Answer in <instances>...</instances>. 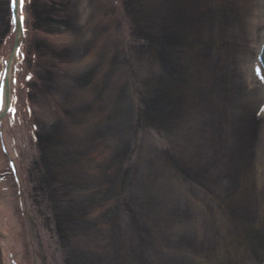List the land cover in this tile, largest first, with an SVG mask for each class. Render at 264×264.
<instances>
[{
    "label": "rangeland",
    "instance_id": "1",
    "mask_svg": "<svg viewBox=\"0 0 264 264\" xmlns=\"http://www.w3.org/2000/svg\"><path fill=\"white\" fill-rule=\"evenodd\" d=\"M230 1L151 0L144 10L136 0H35V7L27 6L23 49L29 56L30 41L37 40L38 50L37 65L26 61L25 67L34 73L33 113L28 117L20 105L23 131L13 134L23 148L14 157L19 180L7 167L4 176L0 171L15 205L23 196L33 226L23 233L35 245L25 244L27 261L36 255L46 264H67L59 222L79 234L72 240L80 259L73 260L83 264H218L231 251L221 252V239L232 236L240 245L231 254H245L240 263L264 264V114L254 155L249 147L240 154L264 100L260 78L251 73L264 25L258 0ZM33 8L45 21L39 29ZM181 10L198 15L182 31L169 30L176 20L170 17ZM9 15L8 0H0V59L11 44ZM125 29L129 43L122 42ZM159 59L177 69L158 70ZM19 90L23 101L20 84ZM49 98L58 109L49 107ZM241 155L247 161L239 164ZM229 167L238 184L226 174ZM214 194L218 201L211 204ZM223 194L242 215L239 236L205 233L207 221L221 216L218 205L228 207ZM143 221L159 227L152 232ZM87 238L99 245L93 249ZM46 247L54 249L48 260ZM8 249L0 246V264Z\"/></svg>",
    "mask_w": 264,
    "mask_h": 264
},
{
    "label": "bare ground",
    "instance_id": "2",
    "mask_svg": "<svg viewBox=\"0 0 264 264\" xmlns=\"http://www.w3.org/2000/svg\"><path fill=\"white\" fill-rule=\"evenodd\" d=\"M160 1L161 0H157L158 3H160ZM136 2L138 3V6H140V8L141 9L143 8V10H144V8L147 5H149L151 0H136ZM258 2H259V5H260V9L262 10V14H261L260 19H261L262 25H264V0H258ZM14 3H15V5H12L11 12L14 13V15H15L16 22H15L14 26L17 27V29H16V32L13 34V36H11V40H10L11 44L8 47H6L8 53H6L7 55L4 57V59H6V61H9V67L7 68L5 66V64H4V70H3L2 75L0 76V80L3 81V90L2 91H4V99H3L4 101H1V104H0V109L2 111L0 113V121L3 124V126H2V124L0 125V139L3 140L2 143L0 142V171H1V173H3V175H4V172L6 170L5 167H7L8 170H11L10 166H11L12 163H9L8 161L10 159H13L14 157H17L19 155V153L23 150L22 147H20V149L17 148V146H18L17 145V143H18L17 141L18 140L15 139V137L13 135V134H16V132L18 130L19 131H23V129H20L19 125H17V124H21V123L17 122L15 124L13 122L15 120L11 119L10 117H7V116H11L13 114L15 115L16 112H17V114H20L19 113V109L17 108L16 105H14V100L12 99V96H11V89L13 87V84H12V81H10V80L12 78V74L14 75V71L13 70H14L15 66L17 65V63H18V61H17L18 57L16 56L15 48H17L18 44H21L22 36L23 35H24V37L26 36V32L23 31V26L18 21L20 18L22 19V13L19 12L20 2H19V0H14ZM229 3H232V1L229 0ZM117 4H119V3L117 2ZM186 13H188L190 15L189 16L190 19L189 18L187 19L188 16L185 15ZM132 14H133V10L131 12L130 19L132 18ZM168 15L171 16L170 13ZM194 15L197 16L198 14L193 13V12H183V10H181L174 17L173 16L170 17L171 21H173V19H176V20L174 21V23H173L174 25L173 26L167 25V28H169V30H171L172 27L173 28H177L176 30H178L180 32V31H182L181 27H183L185 29L184 25L188 24V23L190 24L191 23L190 22L191 19H195ZM169 23L170 22H168L167 24H169ZM112 27H113V25H112ZM128 30H130V29H128ZM262 30H263L262 34L260 33L257 36L258 40H257V42L255 44V53H256V55H255V59H254V61L252 63V68L253 69H252L251 73H252V75H255V77L260 78L258 83H259V85L261 87H263L262 92L264 93V27L262 28ZM110 31H111V27H110L109 33H110ZM173 31L175 33H177L174 29H173ZM126 35H127V29H125V34L122 35V36H124V39H122L123 43H129V41H130V39H128V37ZM116 36H118L117 33H116ZM234 39H236V38H234ZM233 44H239V43L238 42L236 43V41H234ZM251 45H252V43H251ZM172 56H173V60L175 62L177 60V58H178V54L175 53ZM170 61L171 60H169V59H167V60L165 59V62H168V63H165V62L163 63L161 59L157 60L156 63L158 64L157 65V68H159L158 70L162 71V70L167 68V69H171V71L174 72L177 68L174 67V70H172L173 64ZM2 67H3V63H2V60H1L0 61V69ZM202 67H203L202 69L205 70L204 64H202ZM80 71H82V70L75 71L76 73L77 72L79 73L77 76H79L82 73ZM137 75H139V74H137ZM195 78H196V76H195ZM2 81H0V83ZM92 83H93V80H92ZM139 88L140 87H136V89H139ZM100 92H101V90H100ZM0 93H1V91H0ZM1 106H2V108H1ZM13 106L15 107L16 112H15V109H13L14 111H13V114H12L11 112L9 113L8 111ZM28 113H29V109H27L26 115ZM263 114H264V100H263L262 103L259 104V106L257 107V111L254 114L255 117H256V121H255L254 127L256 126L258 128V129H255V130L258 131L259 133L263 129L262 128L263 127L262 126V124H263V119H262L263 118ZM7 118H10V121H8L9 119H7ZM11 120H12V122H11ZM24 120H25L24 118H21V122H23ZM235 120L237 121V118H235ZM9 124L10 125L13 124L12 126H13L14 129H11ZM239 125H240V123H239ZM146 127H147V123H146ZM241 127L244 130L246 129V131H248L247 129H249V127L247 126L246 122L242 123ZM32 132L33 131H31V133ZM7 135H8V137H7ZM11 136L14 139H10ZM250 136H253V132H250ZM250 136H248V137H250ZM250 139H252V138L250 137ZM38 145L40 146L41 142L38 143ZM250 145H251V147L249 146V148H248L249 150L248 151H249V154L251 153V155L253 156L254 152H252V151H254V147L252 146V143H250ZM2 146L5 147L6 153H4L3 150L1 149ZM141 146H143V149L145 148L144 145H141ZM240 147H241L240 151H242V152H240V154L244 155V150L248 146L241 145ZM220 154L222 156H224V157H228V156H226L225 152H223V153L221 152ZM223 159H225V158H223ZM239 159H240L239 162H238L239 164H241L242 162H246L247 161V157L245 158V156L244 157L242 156V159H241V157ZM5 161H6V164H5ZM41 162L44 163V160L41 161ZM15 163H16L17 171L18 172H22L20 170L19 162H18L17 159L15 160ZM228 164H229L228 166H230V164L231 165H235L234 168H235V171H237V174L241 173L240 169L238 167H236L237 163L234 164L230 157H228ZM3 168H5V169H3ZM43 169H44V167H43ZM230 169L231 168L229 167L226 170V174L227 175L229 174L228 176L230 177L229 179L232 181V183L234 182V183L238 184L239 181H236V179H234V177L231 174L232 171H230ZM238 172H240V173H238ZM11 173L14 174L13 172H11ZM40 178L37 179L36 182L37 181H41ZM5 185H7V184H5ZM5 185H3L2 182L0 183V198H1L0 199V233L2 234V238H0V243H1L0 246H2V247L4 246V249H7L8 247L12 248V249H9V252H6V254L4 255L5 256V260H6L5 261L6 264H46L44 262V260L42 258H40V257H43L46 260L45 256H40V257L38 256V258H37V256L35 255V256H33L32 259L30 258V260L27 261V259H28L27 256L28 255L24 252L25 251L24 247H26V245H28V248H29V247H34L35 245L32 244V246H30L29 243L31 241L29 240L28 242H26L27 241V240L25 241V236L26 235H23V233L27 232L28 228L31 231L33 226H30L28 224L30 216L27 213V211H25L26 206H25V202L23 203V201H24V199L22 198L23 196L22 195L19 196L20 197V200H19L20 208H17L16 206H18V204L15 205L14 202H13V199L8 196V190L7 191L4 190L5 188L3 186H5ZM19 185H20V183H19ZM21 185H22V183H21ZM114 189L117 190V187L115 186ZM120 189H121V187H120ZM132 189H133L134 192H136L135 188H132ZM12 191L13 190L10 189V193H12ZM233 193H234V195H236V194L238 195V192L236 190H233ZM40 195H41V190L39 188V190L36 191L35 196L37 198H41ZM222 196H224V199H227L226 203L228 202L227 203L228 207H222V206L218 205L220 207L219 213L221 212V216H220V218L218 217V219L217 218H215V219L212 218L213 220L210 219V221L209 220L207 221V223L204 225L205 226V228H204L205 233L206 234H209V233L211 234L213 230H216V231H218V234H220V232H222L221 235H225L223 233L230 234V232H232L234 234L236 233L235 236H239L240 234L238 233L237 230L240 229V227H242L243 224H242V221H241L242 220V215H240V213L237 210L238 205H236L235 200H233L232 198L226 196L225 194H223ZM210 202H211V204H213V200L210 201ZM216 208L217 207H215V209ZM196 210H197V208L195 209V211ZM185 214H186L187 217H190V219H191V215L193 214V212L192 211L190 212V211L187 210ZM201 215L202 216H207L204 212L201 213ZM222 217H225V218H222ZM205 220H206V218H205ZM202 222L204 223V218H202ZM39 224H40V222H39ZM155 224L156 223H154V222L153 223H149V222L143 221V223L140 224V225L147 226V227H149L151 229L152 232H154V230L159 227L158 225H155ZM39 226H41V225H39ZM55 226H56V229H57V234L59 236L57 238V241H58L60 246L65 251V255H63L64 262H66L69 257H70L69 260H73V258L77 259V260L80 259L79 256H78V254H80V253L76 252V250L73 248L76 245V243H75L76 241L73 242L74 240H72V236H73L74 238L75 237L77 238V241H79V238L77 237L79 234L78 233H76V234L73 233L72 234V232H71L72 230L71 229L69 230L68 228H66L64 230L62 228V224H60L59 222H56ZM223 229H225V232L223 231ZM232 229H234L235 231L232 230ZM8 233L11 234L12 238H11L10 234H8ZM29 233L30 232L28 231V234ZM232 237L228 241L223 239V238L221 239V243H225V245L222 244L223 246L221 247V252L225 251L226 249H230L231 251L228 254L226 253L227 254L226 257L225 256L223 258L219 257V259L222 262H218V264H233V263L242 264V263H240V262H242V260L240 258H242V256H245V254H243L241 252H238L236 254H234V253L231 254L232 251H235V250H233V248L237 249L238 246L240 245V241L239 240H232ZM87 240H88V243H89L88 245L90 247H92V248L95 247L96 245H99V242H96V241H93V240H89L88 238H87ZM80 242H81V245H83V246L85 245L84 244L85 242H83V241H80ZM43 243H44V241H43ZM47 244L48 243L45 242V246H47ZM226 245H228V247H226ZM75 248H77V247H75ZM53 250L54 249H50V248L46 247L45 254L47 256V260H48V257L51 254H54ZM30 251L33 252L32 249ZM98 251H102V250L98 249ZM71 252H72L73 255L71 254ZM22 253H24V254H22ZM29 254H30V252H29ZM57 254H61L60 250L57 251ZM68 254H69V256H68ZM170 256L174 257V255H172V254ZM254 258L255 259L258 258L256 253H255V257ZM182 261L183 260L181 259V262ZM81 263L83 264V261H81Z\"/></svg>",
    "mask_w": 264,
    "mask_h": 264
}]
</instances>
